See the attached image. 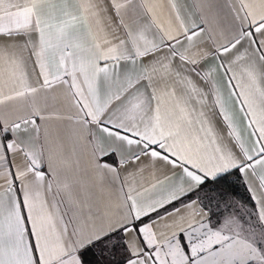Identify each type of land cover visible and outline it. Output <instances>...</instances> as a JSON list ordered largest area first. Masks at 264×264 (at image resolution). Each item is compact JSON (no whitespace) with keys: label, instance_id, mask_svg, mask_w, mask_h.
<instances>
[{"label":"snow or ice","instance_id":"6c2138e0","mask_svg":"<svg viewBox=\"0 0 264 264\" xmlns=\"http://www.w3.org/2000/svg\"><path fill=\"white\" fill-rule=\"evenodd\" d=\"M0 264H264V0H0Z\"/></svg>","mask_w":264,"mask_h":264},{"label":"trees","instance_id":"16d2710c","mask_svg":"<svg viewBox=\"0 0 264 264\" xmlns=\"http://www.w3.org/2000/svg\"><path fill=\"white\" fill-rule=\"evenodd\" d=\"M237 199H246L247 198V193L245 191V189L240 186V185H237Z\"/></svg>","mask_w":264,"mask_h":264},{"label":"crops","instance_id":"0c3cea01","mask_svg":"<svg viewBox=\"0 0 264 264\" xmlns=\"http://www.w3.org/2000/svg\"><path fill=\"white\" fill-rule=\"evenodd\" d=\"M184 2L188 4L189 8L192 7L193 0H184Z\"/></svg>","mask_w":264,"mask_h":264}]
</instances>
